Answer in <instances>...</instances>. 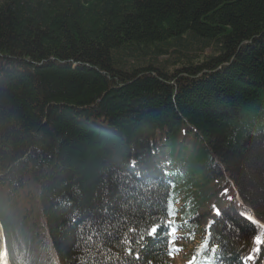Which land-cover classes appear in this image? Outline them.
Segmentation results:
<instances>
[{"label":"trees","instance_id":"trees-1","mask_svg":"<svg viewBox=\"0 0 264 264\" xmlns=\"http://www.w3.org/2000/svg\"><path fill=\"white\" fill-rule=\"evenodd\" d=\"M177 211L196 264L264 261V0H0L11 264H172Z\"/></svg>","mask_w":264,"mask_h":264},{"label":"rangeland","instance_id":"rangeland-1","mask_svg":"<svg viewBox=\"0 0 264 264\" xmlns=\"http://www.w3.org/2000/svg\"><path fill=\"white\" fill-rule=\"evenodd\" d=\"M205 53H207V52H205ZM202 55H204V54H202ZM203 57L205 59H208L209 55H204ZM117 170H118L119 174L122 171L120 169V166H118ZM107 174H109V172ZM37 196H38V194L36 192L33 191L31 193L32 201H31V204L29 206H30V208H33L32 209V214H33L32 216L36 215V218H33V222L38 225L39 231H41L43 234H44V232L47 233V238H48L49 242L51 241V244H49V246H50V248H54L55 249L54 243H53L54 237H53V234H52V227L47 222L46 217L44 216L43 206H41L42 202L40 201V199L37 200ZM33 203H35L34 207H32ZM248 215H251V214H248ZM77 216L79 217L80 215H77ZM260 216L262 218H264V214H260ZM87 217L93 219L91 216H87ZM103 220H105V219H103ZM256 220H258V219L256 218ZM34 223L31 222V224H34ZM200 223H201V225H203L202 221H200ZM90 233L92 235L94 234L93 231H91ZM82 235H85V234L83 233ZM181 235H183V237H184L185 232L183 231V232H181V234L180 233L176 234V243H175V245L178 246V251H174L173 264H190L191 260H192V253H191L192 245L189 244L188 242H186V240H184V239H182V240L178 239V237H180ZM86 236H88V235H85V237ZM73 241H75V242H73ZM76 241H77V236L74 239L70 238L69 245H71V247H72L73 245L76 244ZM70 242H73V244H71ZM0 253H3V248L1 247V245H0ZM55 253H56L57 256L52 257V259L55 258L54 261L56 262V264H72V261L70 259H74V256L71 254V252L69 254L66 253L65 255H63V253H59L57 251H55ZM2 264H6V262H3Z\"/></svg>","mask_w":264,"mask_h":264},{"label":"bare ground","instance_id":"bare-ground-1","mask_svg":"<svg viewBox=\"0 0 264 264\" xmlns=\"http://www.w3.org/2000/svg\"><path fill=\"white\" fill-rule=\"evenodd\" d=\"M3 255L2 256H0V264H2L3 263Z\"/></svg>","mask_w":264,"mask_h":264},{"label":"snow or ice","instance_id":"snow-or-ice-1","mask_svg":"<svg viewBox=\"0 0 264 264\" xmlns=\"http://www.w3.org/2000/svg\"><path fill=\"white\" fill-rule=\"evenodd\" d=\"M217 215H219L220 213H219V211L217 210V213H216ZM157 231H159V229H157Z\"/></svg>","mask_w":264,"mask_h":264}]
</instances>
